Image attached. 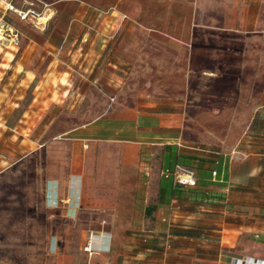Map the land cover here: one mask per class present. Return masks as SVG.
I'll list each match as a JSON object with an SVG mask.
<instances>
[{"label":"crops","instance_id":"obj_1","mask_svg":"<svg viewBox=\"0 0 264 264\" xmlns=\"http://www.w3.org/2000/svg\"><path fill=\"white\" fill-rule=\"evenodd\" d=\"M36 1L54 13L13 46L21 74L3 81L15 87L4 96L17 99L19 120L29 119L20 134L35 133L58 163L53 258L264 260V0ZM226 134L243 140L237 156L219 143ZM157 153L163 169L174 153L222 154L219 175H195L210 197L157 204L166 180L141 178Z\"/></svg>","mask_w":264,"mask_h":264},{"label":"rangeland","instance_id":"obj_2","mask_svg":"<svg viewBox=\"0 0 264 264\" xmlns=\"http://www.w3.org/2000/svg\"><path fill=\"white\" fill-rule=\"evenodd\" d=\"M0 1V264H59L51 255L54 252L51 242L55 236L51 235L48 223L52 207L62 203L56 197V187L51 180L58 174V163L52 162L45 149L36 148L35 133L20 134L27 125L24 121L29 119L19 120L20 111L12 104L17 99L4 96L15 87L4 85L3 81L9 76L12 79L20 76V55L13 46L25 44L29 37L36 36L43 22L53 15V6L46 7L36 0ZM59 7L65 12L68 10L64 4ZM25 12L28 14L23 18ZM20 32L22 36L18 34ZM8 50L15 53H6ZM125 88L131 90L132 86L129 84ZM48 135L45 130L39 133L45 139ZM222 136L219 143L232 146L229 149L231 155L237 156L243 143V140L239 141L240 135ZM212 137L215 138L211 134L204 135V139ZM159 157L158 153L153 156L155 165L150 166L152 170H147L148 175L144 170L141 172L144 182L153 172L162 175ZM186 168L196 175L195 168Z\"/></svg>","mask_w":264,"mask_h":264},{"label":"trees","instance_id":"obj_3","mask_svg":"<svg viewBox=\"0 0 264 264\" xmlns=\"http://www.w3.org/2000/svg\"><path fill=\"white\" fill-rule=\"evenodd\" d=\"M166 147H171L170 145L163 146V149ZM224 161V157L222 154H216L212 155L210 157H199L192 154H173L170 156V161L168 163V166L165 168L170 169L171 171L174 169L175 165H181L184 167H192L196 169V174L203 177H210L212 174V171H215L218 175L222 172V162ZM214 165V167L212 166ZM227 166V159L225 160V169ZM164 168V169H165ZM215 168V169H214ZM225 171V170H224ZM163 179L166 180V182L161 183L157 195V204L166 203L169 200V197L177 194L183 195L182 192H184L186 195H188L191 199H202V198H209L210 196L206 193L199 191L196 189V185L198 184H206L207 181H200L198 180V177L196 179L195 186H184L181 184H177L173 180V176H163L161 175ZM150 210V208H149Z\"/></svg>","mask_w":264,"mask_h":264},{"label":"built area","instance_id":"obj_4","mask_svg":"<svg viewBox=\"0 0 264 264\" xmlns=\"http://www.w3.org/2000/svg\"><path fill=\"white\" fill-rule=\"evenodd\" d=\"M27 14L28 12L23 13V18ZM161 174L165 177L172 175L174 182L177 184L188 187L195 186L196 184V177L193 171L178 164L174 166V169L172 171L168 168L163 169ZM212 175H215V171H212ZM84 249L91 250L89 243L84 247ZM106 250H109V248L107 247ZM242 262L244 264H264V260L257 259H244Z\"/></svg>","mask_w":264,"mask_h":264},{"label":"bare ground","instance_id":"obj_5","mask_svg":"<svg viewBox=\"0 0 264 264\" xmlns=\"http://www.w3.org/2000/svg\"><path fill=\"white\" fill-rule=\"evenodd\" d=\"M18 13V12H17ZM39 18V17H38Z\"/></svg>","mask_w":264,"mask_h":264}]
</instances>
